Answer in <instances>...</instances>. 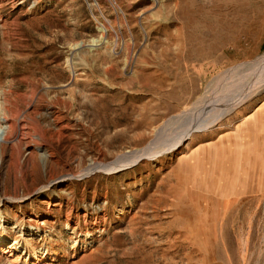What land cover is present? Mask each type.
<instances>
[{
  "label": "rangeland",
  "instance_id": "rangeland-1",
  "mask_svg": "<svg viewBox=\"0 0 264 264\" xmlns=\"http://www.w3.org/2000/svg\"><path fill=\"white\" fill-rule=\"evenodd\" d=\"M0 130V264H264V0H0Z\"/></svg>",
  "mask_w": 264,
  "mask_h": 264
},
{
  "label": "bare ground",
  "instance_id": "bare-ground-1",
  "mask_svg": "<svg viewBox=\"0 0 264 264\" xmlns=\"http://www.w3.org/2000/svg\"><path fill=\"white\" fill-rule=\"evenodd\" d=\"M92 43H95V42H92ZM91 46H94V45H91ZM245 69L246 68H244L243 71H240L239 73H241V74H237L236 77H233L232 79L229 78V81L227 82V84H225V85L223 84L224 86L221 85L222 87L220 88V93L218 94V96L223 92L232 91L236 87V85L246 77L244 74ZM238 75H242V76L239 77ZM205 98L203 97L202 99L197 101L191 107V110L189 112H187V114H183V116H181V118H179L171 126H169L170 130H169L168 134L164 133L165 135H163V137L160 138L159 142L156 141V143L149 145L146 149H142V150H138V151H134V152L124 154V155L120 156L119 158H117V160L115 162H113L112 164L95 165L92 170L114 171L115 169L125 167L128 165H132V164L138 162L139 160H141L143 158H152V157H155L156 155H158L162 152H167V151L173 150L175 147H177L181 143V141L185 137L190 135V133L194 129L205 127L210 122L211 118H206V117L204 118L203 116H201V115L205 114V112L203 111L205 109L204 105L206 104ZM200 110L202 112L200 117H203V118H199V119H202V120L200 121L199 119H195V118L192 119V116L193 115L195 116V114L197 112H199ZM174 119H176V118H174ZM204 119L209 120V121L205 122L202 127H199V126H201L199 124ZM212 120H214V118ZM5 141H6L5 132L0 130V144L2 142H5ZM13 246H11L10 248H13ZM38 263L40 264V262H38Z\"/></svg>",
  "mask_w": 264,
  "mask_h": 264
},
{
  "label": "crops",
  "instance_id": "crops-1",
  "mask_svg": "<svg viewBox=\"0 0 264 264\" xmlns=\"http://www.w3.org/2000/svg\"><path fill=\"white\" fill-rule=\"evenodd\" d=\"M252 65V64H251ZM240 67H242V66H240Z\"/></svg>",
  "mask_w": 264,
  "mask_h": 264
}]
</instances>
